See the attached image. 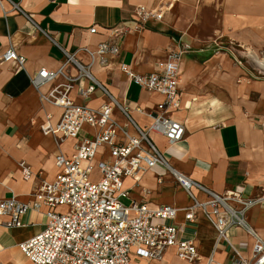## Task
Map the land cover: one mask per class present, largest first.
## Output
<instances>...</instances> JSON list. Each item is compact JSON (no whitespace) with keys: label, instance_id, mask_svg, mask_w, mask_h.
<instances>
[{"label":"crops","instance_id":"obj_1","mask_svg":"<svg viewBox=\"0 0 264 264\" xmlns=\"http://www.w3.org/2000/svg\"><path fill=\"white\" fill-rule=\"evenodd\" d=\"M170 1L172 6L160 21L137 26L133 23L137 6L154 9L165 0H0V55L13 48L25 58L23 67L14 62L0 64V202L12 197L23 203L31 201L43 180L54 179L55 156L59 152L72 154L77 141L93 136L88 127L76 139L61 144L53 136L43 135L40 127L46 116L56 120L58 110L40 100L29 78L43 69H59L64 62L62 50L88 65L82 48L94 51L108 40L110 30L129 27L134 30L115 41L118 55L107 56L105 67L95 59L92 75L118 102H126L136 123L146 128L152 118L135 109L153 114L162 97L131 84L119 65H127L134 74L148 75L161 69L171 51L181 49L178 90L187 101H193L172 117L184 126L185 135L171 146L161 137L152 139L170 167L193 181L218 193L229 189L244 199H261L247 211L246 222L264 240V81L245 84L246 73L229 56L218 50L214 54L217 48L212 44L214 40H232L245 51L264 49V41L251 43L247 39L264 30V22L254 21L261 1ZM14 5L24 15L13 11ZM238 15L246 20L237 22ZM92 28L94 34L89 33ZM64 82L59 76L39 92L47 94ZM69 98L91 108L104 102L99 92L85 100L75 89ZM114 117L122 121L116 111ZM99 153L103 155L97 160L104 158L106 151ZM20 163L31 169L27 181L22 179ZM123 186L130 200L150 208L173 205L179 210L173 223L178 239L191 240L197 248L199 260L193 264H207L209 257L213 264H239L240 258H250L253 239L243 229H230L227 241L216 243L215 232L202 215L195 223L184 220L189 199L164 169L155 168L138 184L125 179ZM7 222L0 218V264H32L19 245L44 230L45 215L28 211L19 228L7 227ZM152 264L189 263L179 260L175 249L169 248Z\"/></svg>","mask_w":264,"mask_h":264},{"label":"built area","instance_id":"obj_2","mask_svg":"<svg viewBox=\"0 0 264 264\" xmlns=\"http://www.w3.org/2000/svg\"><path fill=\"white\" fill-rule=\"evenodd\" d=\"M165 10L162 6L147 9L139 5L135 8L133 23L140 26L160 21ZM13 11L24 15L15 5ZM132 29H112L108 40L94 51L82 48L89 58L88 65L62 50L64 62L59 69H43L29 78L40 100L58 110L56 120L46 116V122L40 127L43 135L53 136L61 144L67 139H76L88 127L93 136L77 141L72 154L59 152L55 156L54 179L43 180L31 201L23 203L12 197L0 202V218L8 219L7 227L19 228L21 218L28 211L43 212L44 230L19 245L32 264H136L133 259L152 264L160 261L169 248L175 249L179 260L197 263L199 255L194 242L178 239L173 222L179 210L173 205L150 208L130 200L129 191L124 189L125 179L138 184L146 174L160 167L189 199L183 213L186 222L195 223L199 214L202 215L214 230L216 243L226 242L230 229H243L252 237L253 247L250 258H240L239 264H264V240L246 222L247 211L261 199H244L239 192L229 189L218 193L193 181L170 167L152 139V136L161 137L171 146L184 138V126L172 117L187 108L190 101L178 90L183 51H171L161 69L148 75L134 74L127 65H119V71L131 84L162 97L153 114L135 109L152 118L146 128L136 123L126 102H118L92 75L90 67L95 59L102 67L107 66V56L119 53L115 41ZM95 31L92 28L89 33ZM8 62L23 67L25 58L9 48L0 55V64ZM59 76L65 80L63 84L47 94L39 92ZM73 89L85 100L99 92L104 102L98 108L76 105L69 98ZM115 111L122 117L121 122L115 119ZM100 151H106L105 157L97 160L98 155H103ZM19 168L23 180L32 177L29 166L20 163ZM123 200H129V204L125 206ZM207 264H213L212 257Z\"/></svg>","mask_w":264,"mask_h":264},{"label":"rangeland","instance_id":"obj_3","mask_svg":"<svg viewBox=\"0 0 264 264\" xmlns=\"http://www.w3.org/2000/svg\"><path fill=\"white\" fill-rule=\"evenodd\" d=\"M166 1L167 0H165V2L160 6H162L163 8L167 6V10H168L170 5L172 6V4L170 0L167 2ZM173 1L176 2V0H173ZM260 1H261V9H260L259 15H257L254 18V21H258L263 24L264 22V0H260ZM245 20L246 19H244L240 15L236 17L237 22H241ZM247 39L251 41V43L263 42L264 41V30H260L258 35L248 36ZM212 44L214 47H216L217 45L219 48L218 49L216 47L217 49L216 51H214V54H216L218 50L220 51V53L229 56V58L234 61V64H236L241 70H243L246 73L247 77L242 79V81H244L245 84L250 85L251 84L250 82L264 81V72L261 71L259 68H257V66L254 64L252 60V55H255L257 57H263L264 49H262L261 51L257 53H254L251 49H247V51H245L244 49L236 46V44L232 40H227L223 43L220 42L219 40H214ZM122 202L125 206L129 204L128 200H123Z\"/></svg>","mask_w":264,"mask_h":264},{"label":"bare ground","instance_id":"obj_4","mask_svg":"<svg viewBox=\"0 0 264 264\" xmlns=\"http://www.w3.org/2000/svg\"><path fill=\"white\" fill-rule=\"evenodd\" d=\"M166 9H167V6H166ZM252 60H253L254 64L257 66V68H259L261 71L264 72V56L263 57H257L255 55H252Z\"/></svg>","mask_w":264,"mask_h":264}]
</instances>
